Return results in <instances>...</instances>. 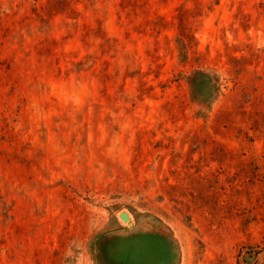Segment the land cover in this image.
I'll list each match as a JSON object with an SVG mask.
<instances>
[{
    "label": "rangeland",
    "instance_id": "1",
    "mask_svg": "<svg viewBox=\"0 0 264 264\" xmlns=\"http://www.w3.org/2000/svg\"><path fill=\"white\" fill-rule=\"evenodd\" d=\"M128 231L264 264V0H0V264Z\"/></svg>",
    "mask_w": 264,
    "mask_h": 264
},
{
    "label": "crops",
    "instance_id": "2",
    "mask_svg": "<svg viewBox=\"0 0 264 264\" xmlns=\"http://www.w3.org/2000/svg\"><path fill=\"white\" fill-rule=\"evenodd\" d=\"M119 234L116 236L124 244L122 264H176L177 249L173 247L171 238L164 233L128 231Z\"/></svg>",
    "mask_w": 264,
    "mask_h": 264
},
{
    "label": "water",
    "instance_id": "3",
    "mask_svg": "<svg viewBox=\"0 0 264 264\" xmlns=\"http://www.w3.org/2000/svg\"><path fill=\"white\" fill-rule=\"evenodd\" d=\"M119 217L123 220V221H127L128 223H131L130 221H129V215L126 213V212H121L120 214H119Z\"/></svg>",
    "mask_w": 264,
    "mask_h": 264
},
{
    "label": "trees",
    "instance_id": "4",
    "mask_svg": "<svg viewBox=\"0 0 264 264\" xmlns=\"http://www.w3.org/2000/svg\"><path fill=\"white\" fill-rule=\"evenodd\" d=\"M120 240H121V239H120V238H118V242H120ZM121 241H122V240H121ZM102 244H103V242H101V241H100V242H98V245H99L100 247H101V245H102ZM108 255H109V256H110L112 259H114V258L116 257V256H115V257H113V255H111V254H109V253H108Z\"/></svg>",
    "mask_w": 264,
    "mask_h": 264
}]
</instances>
